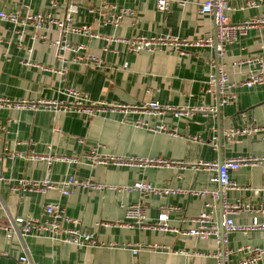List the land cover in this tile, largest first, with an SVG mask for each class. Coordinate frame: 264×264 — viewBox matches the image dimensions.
<instances>
[{"label": "crops", "instance_id": "obj_1", "mask_svg": "<svg viewBox=\"0 0 264 264\" xmlns=\"http://www.w3.org/2000/svg\"><path fill=\"white\" fill-rule=\"evenodd\" d=\"M158 0H0V10L50 14L64 19L71 16L76 27L88 25L99 37L69 32L65 39L71 48H59L53 42L60 32L53 24L35 29L32 24L22 27L0 19V98L27 101L64 98L67 87L76 88L92 100L107 104L137 106V109H118L95 116L75 112H55L0 106V264H20L25 254L39 264H216L213 254L217 244L213 236L199 239L175 231L152 228L159 213L167 210L171 228L188 229L191 217L197 216L210 196L176 193L142 195L137 191L104 189H74L69 195L58 190L40 192L29 188H14L20 178L53 180L74 174L80 178L113 186H124L135 180H145L155 186H169L182 190L216 187L208 183L213 171L155 168L138 166H91L87 159L79 163L55 161L50 166L44 160L30 158V154L56 153L80 156L92 148L118 155L138 157L162 156L186 163L223 161L226 158L258 155L264 157V139L260 134L240 136L227 141L222 131L250 123L264 124V83L251 88L241 86L253 66L235 63L264 52V24L255 23L238 38L225 45L224 63L231 83L228 91L235 93L231 104L219 106L214 113L199 107L215 106L216 97L204 91L212 70L215 51L211 46L186 48L180 54L169 48L154 53L131 52L122 41L107 38L170 35L189 39L205 38L214 33L213 16L200 12L203 0H169V9H158ZM248 1L230 0L234 9L227 11L233 23L264 18V1L259 6L241 5ZM22 4H27L23 7ZM69 4L76 9L68 12ZM102 5L126 8L133 13L123 17L118 26L103 24L98 14ZM34 36V37H33ZM77 51L72 47H78ZM78 55H93L98 62H83ZM124 64L126 66L124 67ZM60 68H65L63 74ZM160 106L184 107L186 112L175 116L174 111L162 113L144 111L148 102ZM149 126L164 124L165 130L152 131L135 122ZM216 140L217 146L213 145ZM50 146L51 149L48 148ZM238 186L227 192V199H241L257 203L260 193L252 188H264V160L241 166L230 172ZM58 204L76 223H62L94 231L95 247H77L54 240L46 232L13 235L7 239L1 226L7 218L34 217L49 220L44 213L47 203ZM143 204L145 224H128L122 205ZM214 218L220 221L216 209ZM236 223L251 221L249 212L234 215ZM123 243L143 244L133 254ZM158 244L162 249L148 246ZM228 247L255 245L264 248V232H231ZM244 252H233L230 260H237ZM259 264H264V255Z\"/></svg>", "mask_w": 264, "mask_h": 264}, {"label": "built area", "instance_id": "obj_2", "mask_svg": "<svg viewBox=\"0 0 264 264\" xmlns=\"http://www.w3.org/2000/svg\"><path fill=\"white\" fill-rule=\"evenodd\" d=\"M230 0H203L200 5V12L207 13L213 16L214 20V33L211 36L205 38L189 39L187 37L170 36V35H157V36H134L130 38H107L108 41H122L127 45V48L131 52H148L154 53L164 48H169L180 54H186V48L199 47V46H211L215 51V59L211 60L212 70L205 83L204 91L213 97L218 98V106H224L231 104L235 99V93L228 91L231 83L228 79V73L224 68V63L219 62L218 58L222 59L225 54V45L235 41L239 35L243 34L249 26L255 23L264 24V18H256L254 20H247L243 23L231 22L227 11L234 9L229 2ZM264 1V0H262ZM259 2L248 1L241 5L240 8L246 6H259ZM169 0H158V9L165 12L169 9ZM23 7H27V4H22ZM76 9L75 4H69L68 12H73ZM133 13L132 10L126 8H109L106 5H102L98 14L103 24H112L118 26L123 17ZM0 19L8 21L13 24L21 25L22 27L32 24L37 30L43 27L44 24H53L60 32V37L57 38L53 44L58 45L59 48H71L67 44L65 39L69 32L83 33L93 37H99L98 34L91 32V27L88 25L76 27L71 24V16L67 14L64 19H58L52 17L50 14H43L41 12L35 14H26L25 16H19L17 11L5 12L0 10ZM34 37V36H33ZM78 47H72L76 51ZM76 59L96 63L98 58L93 55H78ZM235 63H247L253 66L248 70L246 78L240 83L241 86L251 88L255 85H261L264 83V52L259 55L245 57L236 61ZM126 64H124V67ZM65 68H60L59 73L63 74ZM64 98L61 99H49L38 101L16 100L12 101L5 98H0V106L14 107V108H29L36 109L38 107L48 108L55 112H75L82 113L87 116H95L107 112H114L118 109H137V106H127L123 104H107L103 100H92L87 94L79 91L76 88L67 87L63 92ZM141 108L144 111L152 113H162L165 110L174 111L175 116L182 115L185 110L184 107H164L160 106L157 102L151 101L143 104ZM199 110L208 111L214 113L217 110V106H211L208 108L199 107ZM187 113V112H186ZM137 126L148 127L152 131L165 130L164 124H158L155 126H149L145 121L135 122ZM253 134H260L264 139V124L247 123L240 127H230L222 131V136L231 141L240 136H250ZM213 145L216 147L217 142L214 141ZM49 149L50 146H48ZM30 158L44 160L48 166L55 161H61L65 163H79L84 158L88 160L91 166L97 164L101 165H113L120 166H138V167H155V168H178V169H192L197 172L213 171L211 177H209L208 183L216 187L209 188L207 185L199 189L182 190L180 188L169 186H155L152 183L145 180H135L131 184L124 186H113L104 183L92 181L89 178H80L74 174H70L65 178L59 180H53L49 176H46L40 180H30L20 178L16 181L14 188L21 187L23 189L29 188L32 190H38L42 193L48 190H58L62 195H69L74 189H92L101 191L104 189L137 191L142 195H169L176 193H188L192 195L210 196L211 200H207L204 203L203 210L194 217L190 218L193 226L188 229L171 228L167 222V210L163 209L152 228L160 231H175L181 235L195 236L199 239H206L213 236L217 250L213 254L216 259V264H259L263 255L264 248L255 245L239 246L235 250L228 247V234L231 232H252L262 231L264 232V188H252L255 193H260V200L257 203H245L241 199L229 201L227 199V192L229 190L246 189L248 187H241L236 184L230 178V172L237 170L241 166L254 165L264 160L263 156L248 155L238 156L233 158H226L223 161H203L198 160L194 163H186L183 160H177L169 157L162 156H148L138 157L133 155H118L115 153L102 152L97 148H92L86 153L80 156L74 155H61L56 153H47L43 155L31 153ZM0 175V180H2ZM124 209L125 218L129 220L128 224L144 225L145 223V209L143 204L133 203L129 205H122ZM220 211V221L214 218L216 209ZM3 204L0 200V209H3ZM44 213L49 216V220L41 221L34 217H15L7 218L5 225L1 226L5 232V237L10 239L13 235L23 236L25 234H40L46 232L49 237L54 240L68 242L77 247H95L98 242L94 236V231L88 228H78L76 226L65 227L62 223H76V220L68 216L64 210L56 203H47L44 206ZM239 212H249L251 215V221L247 223H236L234 221V215ZM143 244H130L123 243L121 246L127 247L133 254H136ZM152 249H162L164 246L158 244H152L148 246ZM233 252H244V255L237 260H230V255ZM18 261L20 264H39L31 260L27 255L22 254L19 256ZM54 264V263H51ZM137 264V263H133Z\"/></svg>", "mask_w": 264, "mask_h": 264}, {"label": "water", "instance_id": "obj_3", "mask_svg": "<svg viewBox=\"0 0 264 264\" xmlns=\"http://www.w3.org/2000/svg\"><path fill=\"white\" fill-rule=\"evenodd\" d=\"M216 105H217V110H219V106H218V98H217V101H216ZM219 162H221L220 159H219Z\"/></svg>", "mask_w": 264, "mask_h": 264}]
</instances>
